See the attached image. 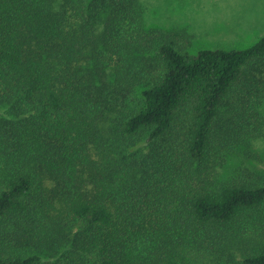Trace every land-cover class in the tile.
<instances>
[{
  "label": "trees",
  "instance_id": "1",
  "mask_svg": "<svg viewBox=\"0 0 264 264\" xmlns=\"http://www.w3.org/2000/svg\"><path fill=\"white\" fill-rule=\"evenodd\" d=\"M139 0H0V264H264V37L188 48Z\"/></svg>",
  "mask_w": 264,
  "mask_h": 264
},
{
  "label": "rangeland",
  "instance_id": "2",
  "mask_svg": "<svg viewBox=\"0 0 264 264\" xmlns=\"http://www.w3.org/2000/svg\"><path fill=\"white\" fill-rule=\"evenodd\" d=\"M148 28L185 29L193 37L188 51L239 50L264 37V0H139ZM264 113V107H263ZM237 149L225 174L246 169L264 175V137L246 156Z\"/></svg>",
  "mask_w": 264,
  "mask_h": 264
}]
</instances>
